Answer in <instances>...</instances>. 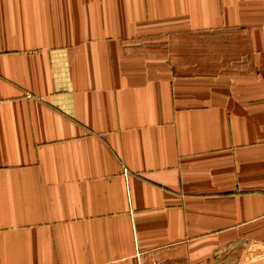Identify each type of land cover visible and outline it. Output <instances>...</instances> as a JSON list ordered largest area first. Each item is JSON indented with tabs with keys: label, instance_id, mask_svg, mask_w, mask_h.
Instances as JSON below:
<instances>
[{
	"label": "crops",
	"instance_id": "1",
	"mask_svg": "<svg viewBox=\"0 0 264 264\" xmlns=\"http://www.w3.org/2000/svg\"><path fill=\"white\" fill-rule=\"evenodd\" d=\"M0 264H264V0H0Z\"/></svg>",
	"mask_w": 264,
	"mask_h": 264
},
{
	"label": "trees",
	"instance_id": "2",
	"mask_svg": "<svg viewBox=\"0 0 264 264\" xmlns=\"http://www.w3.org/2000/svg\"><path fill=\"white\" fill-rule=\"evenodd\" d=\"M171 46V61L176 73H208L218 62L237 60L246 52L248 37L243 31L195 32ZM181 43V44H180ZM193 59L191 66L188 61ZM223 65V64H222Z\"/></svg>",
	"mask_w": 264,
	"mask_h": 264
},
{
	"label": "rangeland",
	"instance_id": "3",
	"mask_svg": "<svg viewBox=\"0 0 264 264\" xmlns=\"http://www.w3.org/2000/svg\"><path fill=\"white\" fill-rule=\"evenodd\" d=\"M190 35H193V33H189V34H185V35L178 36L175 39H172L171 41H168V43L170 44V46H172L174 43H178L177 41H184L185 42V40L187 39L186 36H190ZM192 63H193V59H190L188 61V65L191 66ZM216 65L217 66H215L214 69H212L211 71H209V73H216V72H221V71H231V70L235 69V68H233L234 63L227 64L225 66V62H223V63L218 62ZM192 72H193V69L189 71V73H192ZM195 72H197V71H195Z\"/></svg>",
	"mask_w": 264,
	"mask_h": 264
}]
</instances>
